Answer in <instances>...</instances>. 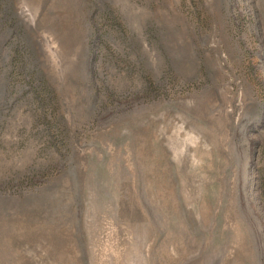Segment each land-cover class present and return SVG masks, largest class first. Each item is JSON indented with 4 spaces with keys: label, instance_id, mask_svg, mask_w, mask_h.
I'll return each mask as SVG.
<instances>
[{
    "label": "rangeland",
    "instance_id": "1",
    "mask_svg": "<svg viewBox=\"0 0 264 264\" xmlns=\"http://www.w3.org/2000/svg\"><path fill=\"white\" fill-rule=\"evenodd\" d=\"M0 264H264V0H0Z\"/></svg>",
    "mask_w": 264,
    "mask_h": 264
}]
</instances>
